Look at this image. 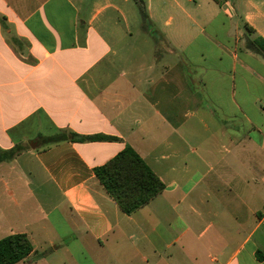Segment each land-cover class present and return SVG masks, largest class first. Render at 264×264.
Segmentation results:
<instances>
[{
  "label": "crops",
  "instance_id": "1",
  "mask_svg": "<svg viewBox=\"0 0 264 264\" xmlns=\"http://www.w3.org/2000/svg\"><path fill=\"white\" fill-rule=\"evenodd\" d=\"M62 134L115 140L45 143ZM17 146L18 264H264V0H0V153ZM126 146L165 185L132 215L95 175Z\"/></svg>",
  "mask_w": 264,
  "mask_h": 264
},
{
  "label": "trees",
  "instance_id": "2",
  "mask_svg": "<svg viewBox=\"0 0 264 264\" xmlns=\"http://www.w3.org/2000/svg\"><path fill=\"white\" fill-rule=\"evenodd\" d=\"M74 141L115 140L106 136H79L76 134L57 135L46 139V144L68 139ZM22 147L0 153V163L9 161L20 154ZM95 175L107 193L117 202L121 210L132 215L149 204L165 190L161 179L151 170L141 156L126 146L117 156L95 169ZM45 252L47 255L52 252ZM34 247L26 234H12L0 240V264H18L24 261Z\"/></svg>",
  "mask_w": 264,
  "mask_h": 264
},
{
  "label": "water",
  "instance_id": "3",
  "mask_svg": "<svg viewBox=\"0 0 264 264\" xmlns=\"http://www.w3.org/2000/svg\"><path fill=\"white\" fill-rule=\"evenodd\" d=\"M232 1H234V0H232Z\"/></svg>",
  "mask_w": 264,
  "mask_h": 264
}]
</instances>
